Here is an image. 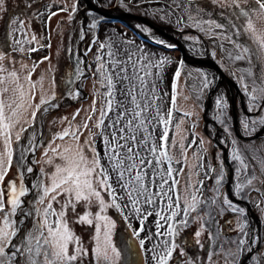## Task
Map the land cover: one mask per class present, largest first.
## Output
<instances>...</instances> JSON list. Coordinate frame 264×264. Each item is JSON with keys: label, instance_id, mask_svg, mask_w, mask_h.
<instances>
[{"label": "snow or ice", "instance_id": "1", "mask_svg": "<svg viewBox=\"0 0 264 264\" xmlns=\"http://www.w3.org/2000/svg\"><path fill=\"white\" fill-rule=\"evenodd\" d=\"M212 2L221 8L231 9V15L235 17V21L229 19L231 27L228 31L231 35L225 36V39L233 43L237 50L235 55L229 53V59L247 60L249 65L252 64L254 56L264 59V26L257 27V21L264 25V0H212ZM187 3L191 7L197 3V0H187ZM4 4L5 0H0V13L5 11ZM76 10L74 4L72 12ZM188 19L192 21L191 27L208 33L209 38L213 40L221 35L216 33L215 29L226 27L222 22L213 19L197 20L191 14L188 15ZM10 23L12 25L19 23L22 28L25 21L13 19ZM203 25H207V28ZM90 27H96L95 20ZM233 29L235 31H232ZM241 36H246L249 43L238 42ZM233 37L237 40H233ZM184 38L185 40L195 39L188 36ZM31 40L35 41L36 37L32 36ZM14 42L17 45L21 43L15 38ZM169 46L174 47V45ZM99 47L104 49L106 45L101 43ZM16 50L13 49V51ZM19 50L24 51L22 47ZM35 50L28 49V51ZM108 57L107 61L102 60L100 56L97 57L98 64L94 76H98L95 83L99 85V88L94 95L88 115L80 124L73 126L72 121H75L82 111L78 109L73 114L72 120L68 121V127L53 133L44 151L46 159L43 163L49 167L42 166L36 181L28 187L22 165L27 164L26 173L32 174L34 168L31 165L39 161L33 160L31 164H28L21 155L20 161L14 165L13 145L21 141V134L27 131L25 126L31 127L34 124L37 112L42 106L47 105L43 108L44 112H47L49 107H58L55 103L58 97L54 90L50 94L44 91L43 77H41V92L44 94L40 95L38 103H34L37 93L35 84L31 81V73L28 72L24 76V80L28 83V88L25 89L20 83V74L15 68L9 69L5 64V60L9 57L4 52H0V73L4 74L0 75V145H2L0 150V264H86V260L87 264H119L122 251L113 242L116 221L106 214L108 209L118 210L125 221L128 220V216L123 211L125 207L135 212L140 219V228H132L131 223H128L133 238V244L129 245V248L134 247L135 241H138L141 249L150 251L144 248L145 239L140 238V234L144 230L145 219L152 213L142 216V204L154 206L159 201L161 207L155 212L158 218L156 234L175 238L179 236L181 228L171 222L183 213L184 219L178 224L187 226L189 215L206 203L196 195V193L202 194L201 188L194 189L191 202L187 198L181 201L180 181L177 176L183 174L185 169L172 167L173 157L168 151L167 126L172 120V108L169 109L166 117L157 108L155 116L149 118L157 97H149L147 77L151 75L152 67H161L167 61L161 59L155 65L145 64L142 62L146 59L144 55L133 61V54H128L127 59L121 60L111 51ZM10 62L14 63V61ZM79 63L78 61L76 68L77 80L83 75ZM182 64L183 61H181ZM129 65H131V72H129ZM26 67L22 65V68L26 69ZM240 71L238 83L248 97V112L253 113L257 110L264 112V76L260 78L261 86L258 87L251 67ZM180 74L178 68L173 81V107L178 95L176 80ZM210 84L211 80L205 78L203 89L208 88ZM54 86L55 81H53V88ZM100 88L105 91L100 92ZM151 91L155 92L154 86ZM72 95L76 98L79 93ZM216 106L218 110L216 119L224 124L223 109L227 105L222 97L217 98ZM96 113L98 115H95ZM185 115H191V113H185ZM67 120L68 118L65 117L61 122ZM153 120L164 126L159 143L155 140L149 142L152 136L149 127ZM241 124L244 134L250 135L257 131L258 126L264 129V115H257L256 118L245 117L241 120ZM224 131L230 134L227 125ZM97 137L102 141L103 154L97 148ZM57 140L66 143L61 146L55 143ZM203 143L201 139V147ZM235 143L236 141L233 140V144ZM49 152L52 155H49ZM232 159L239 161L244 168L247 167L239 150L233 152ZM165 164L167 167H164ZM261 164L264 165V159L261 160ZM13 167L18 170L9 177ZM194 167H201V165L197 164ZM211 170L214 171V169ZM240 171L241 169L237 168V172ZM222 179L223 170L216 181V193L219 199H212L209 207H218L219 215H223L226 211L237 214V228L244 237L249 239L241 238L238 242L224 240L223 243H238L235 252L229 249L225 254V264H239L240 248L248 244L250 248L245 250L250 252L257 246V237L245 231L247 224L246 221H242L245 210L234 204L227 195L221 194L219 186ZM254 179H256L255 176L248 179L247 184L251 185ZM197 183L203 185L204 181L198 180ZM189 187L192 185L190 184ZM244 187L243 183L236 185L238 191ZM33 191L35 199H28ZM102 193H106L107 196L105 197ZM122 200H126L127 203L121 204ZM93 205H96L98 210H88ZM78 207L85 209L83 214L77 210ZM205 215L218 229L220 228L215 217H212L210 213ZM29 218L32 220L30 228L26 223ZM197 219L203 221L204 218L197 217ZM73 223L94 228V243L91 248L85 246L81 237L75 233L72 228ZM228 223L231 224V221ZM203 230L204 225L201 223V231H197L195 236L200 237ZM222 231L223 229L218 231L217 240H220ZM209 235L211 236V233ZM196 242L199 244V239ZM156 247L159 248V245ZM177 249H179L177 253L179 256L186 255L177 239L171 241L166 239L164 249L159 253L153 251L152 259L155 264H169ZM217 254L211 253L209 259ZM261 257L257 264H264V253H261ZM251 259L256 261L255 256ZM186 264L190 262L186 261Z\"/></svg>", "mask_w": 264, "mask_h": 264}, {"label": "rangeland", "instance_id": "2", "mask_svg": "<svg viewBox=\"0 0 264 264\" xmlns=\"http://www.w3.org/2000/svg\"><path fill=\"white\" fill-rule=\"evenodd\" d=\"M93 5H99L102 8H114L120 7L129 11L134 15L144 16L158 24L168 26L177 31H181V39L184 42L189 43L194 47L191 51L198 52L200 56H211L215 59L216 63L222 69V71L232 79L238 88L242 90L238 83V77L241 75L242 69L252 68L255 73L256 85L261 86L260 78L264 76V59L252 57V64L249 65L247 60L245 61H233L229 59V53L233 55L237 54V50L234 48L233 43L225 39L226 35H231L228 29L231 27L229 19L235 21V17H232L231 9L221 8L218 4H214L212 0H197L196 4L191 7L188 6L187 0H89ZM76 5L77 10L73 13L72 7ZM5 11L0 13V52H4L9 59L5 60V64L9 69L15 68L20 74V83L24 85L25 89L28 88L27 81L24 80V76L30 72L31 81L35 84V92L37 93L34 103L39 102L41 92V77H43V89L47 93L55 91L58 99L55 101L58 107H49L47 112L41 110L37 112V116L34 124L31 127L27 125V131L21 134V141L14 143V165L20 161L21 155L24 156L28 164H31L33 160L39 161V163L32 164L34 172L32 174H25L26 183L28 184V177L33 176L31 183L35 182L37 175L40 172V168L43 166L48 168L47 164L43 163L44 151L48 147L47 142L51 139L53 133L60 132L63 128L68 127V121L72 120L73 114L78 109L82 110L80 115L77 116L75 121H72L73 126L80 124L88 115L90 106L94 95L99 88V85L95 83L98 76H94L97 68V57L100 56L105 61L104 49H100L99 45L104 43L106 45L109 36L106 35L103 28H100L101 24L106 23L107 19H104L96 14L87 13V23L83 28V18L81 16V4L78 0H5ZM67 11H62V9ZM55 13V15H53ZM71 13V18L69 15ZM191 14L197 20L204 21L213 19L218 22H222L226 27L225 29H215V32L219 35L218 39L209 38V34L200 31L198 28L191 27L192 21L188 19V15ZM51 17V19H49ZM24 20L25 24L21 28L19 23L12 25L11 20ZM93 20L96 21V27L92 28L90 25ZM114 23L125 28L132 37H138V35L130 29L127 25L117 20H111ZM239 23V22H237ZM259 21H257V27H262ZM134 27L149 36L150 39L168 45L171 40L162 31H155L143 25L134 24ZM207 28V25H203ZM85 29V32H84ZM15 30V31H14ZM110 31V29H109ZM232 31H235L234 29ZM35 36L36 40H31V37ZM83 36V38H82ZM185 36L193 37V39L185 40ZM15 40L21 41L19 45L15 44ZM139 38V37H138ZM142 40L148 41L141 38ZM233 40H237L233 37ZM149 42V41H148ZM169 42V43H168ZM238 42L249 43L246 36H241ZM153 44V43H152ZM156 45V44H155ZM158 46V45H157ZM24 51H20V48ZM254 47V46H253ZM162 48V47H161ZM13 49H17L13 51ZM28 49H36L35 51H28ZM164 49V48H163ZM128 54H133L134 61L141 54L135 49L133 45L130 48L124 49ZM172 52V65H176L174 71H164L161 75L170 78L171 87L168 89L165 86L163 90L162 81L157 73L154 72L157 67L150 69L151 75L147 78L151 81V86L155 88V92L151 91L152 96L157 97L155 100V109H159L160 113L165 115V107L167 112L170 108L173 110V119L168 124L171 126V131L168 138V151L173 157V162L177 164V169L183 167L185 169L183 174L177 176L180 181V197L181 201L185 198L191 202V194L195 188H201V193H196L199 199L206 201L201 205L196 212H192L188 219L187 226L179 225L178 222L184 219L183 213L175 218L177 227L181 228L179 236L172 239H177L180 245L183 247L185 256H179L177 253L179 249L173 254V260L169 264H225V254L230 249L235 252L238 248V243L224 244V240L239 241V239H249L244 237L237 228V214L231 211H226L223 215H219V208L216 206L209 207L211 200L219 199L216 193L217 179L220 178L221 170H223V179L220 184V192L222 195H233L230 187L221 190V188L227 183V172L222 163V152L217 139L226 148L229 164L234 173V194L236 193L241 199L248 202L258 216L259 221L257 226L252 227L251 222L248 221L244 212L242 221H246L247 227L245 231L251 232L257 237V246L250 251V257L247 264H257L262 259L261 253H264V165L261 164V160L264 159V133L262 136L258 135L250 140H242L234 134V126L232 123L231 115V103L230 100L225 97L228 93L227 87L219 86L215 92L208 107V118L216 120L217 124L222 128L223 133L218 132V138L214 137L212 133L213 129L207 123L204 125L203 120V103L207 96L208 88L203 89V82L205 78H209L206 75L207 70H201L196 67L188 66L185 63L181 65V55L179 51L174 49H167ZM150 50H147L145 57L147 63L153 65L158 61L151 55ZM200 52V53H199ZM47 57V59H45ZM10 61H14L10 62ZM82 70L83 75L79 80L76 79L77 63ZM146 63V64H147ZM22 65H26V69L22 68ZM35 66V70H33ZM180 69V77L176 80L178 95L176 99L175 107L172 104L173 94V81L177 69ZM205 71V72H204ZM235 73V75H233ZM0 75H4L0 73ZM53 81L55 86L53 88ZM251 84V81H248ZM203 89V91H201ZM100 92H104L105 89L100 88ZM251 91V87H249ZM79 93L76 98H73L72 94ZM244 108L248 112V97L244 93ZM224 96L223 100L227 107L224 111V124H221L216 119L218 114L216 100L218 97ZM188 97V99H185ZM234 106L236 108L237 116L240 114V110L237 108V96H234ZM99 108L100 105L98 104ZM245 110V109H244ZM185 113H191V115H185ZM249 113V112H248ZM249 114H255L249 113ZM95 115H98L96 113ZM243 115V114H242ZM257 115H264V112H258L251 118H256ZM236 116V117H237ZM67 117L68 120L61 122L63 118ZM246 116H239L238 135L241 138L247 137L245 135L241 120ZM238 120V117H237ZM95 121H93L94 123ZM225 125L230 129V134L224 131ZM179 126V127H178ZM241 128V129H240ZM242 130V131H240ZM83 131V129H82ZM256 135L258 133H255ZM223 136V137H222ZM226 138V139H225ZM201 139L204 143L201 147ZM233 140L236 141L233 144ZM61 146L65 145V141L57 140L55 142ZM159 143V141H158ZM190 145V147H189ZM183 146V148H182ZM23 149V153L20 154V150ZM2 150V145H0ZM239 150L242 153V157L247 165L244 168L239 161L232 159L233 152ZM49 155H52L49 152ZM199 157V159H198ZM178 161V163H177ZM201 165V167H194L195 165ZM26 170L27 164L22 165ZM237 168L241 171L238 173ZM211 169H214L212 171ZM18 169L13 167L9 172V177H12ZM253 176L256 177L252 181L251 185L247 184V180ZM191 177V179H189ZM198 180L204 181L203 185L197 183ZM243 183L245 187L238 191L236 185ZM192 187H189V185ZM29 185V184H28ZM29 187V186H28ZM226 193V194H225ZM105 195V193H102ZM107 194L105 195V197ZM28 199H35V193H31ZM59 207L58 205H54ZM183 206V203H182ZM148 209V208H147ZM146 209V210H147ZM81 214L85 211L83 207L77 209ZM90 211L98 210L96 205H93ZM206 213H210L212 217L219 222L220 228L218 229L215 224L209 220ZM112 219L116 221V228L113 232V242L122 251L121 260L119 264H143V258L141 255V249L138 241H135L134 247L129 248V245L133 244V238L131 237V230L128 228V224L123 221L120 213L115 208H110L106 212ZM197 217H203V221L197 219ZM73 220L75 217L73 216ZM231 221V224L228 223ZM27 227H31L32 220L28 219ZM201 223L204 225V230L201 232L200 237H196L195 233L201 231ZM153 224V223H152ZM151 224V225H152ZM214 229H223L221 232V239L213 241L209 233ZM72 228L75 233L81 237L85 246L91 248L93 245L94 228L88 225H82L73 223ZM142 239H145L146 246L150 253L153 251L159 253L160 248L156 247V241L158 236L153 228H145L141 232ZM199 239L200 243L196 241ZM129 241L131 244H129ZM221 242V244H219ZM218 246V247H217ZM250 245L246 244L245 249H249ZM223 249V251H222ZM244 249V250H245ZM241 250V248H240ZM239 250V257H240ZM249 251L245 250V253ZM211 253H218L212 255ZM252 256L256 257V261L251 259ZM231 259V257H229ZM87 264V260H86Z\"/></svg>", "mask_w": 264, "mask_h": 264}, {"label": "water", "instance_id": "3", "mask_svg": "<svg viewBox=\"0 0 264 264\" xmlns=\"http://www.w3.org/2000/svg\"><path fill=\"white\" fill-rule=\"evenodd\" d=\"M78 3L81 4V16L83 18L84 24H83V28H85V23H87L88 17H87V13H93L96 14L104 19L107 20H117L119 22H122L123 24L127 25L130 29H132L140 38L146 39L148 40L150 43L156 44L162 48L165 49H174L179 51L180 55H181V59L183 61V63H185L188 66H192V67H196L198 69L201 70H207L209 73V80H211V84L209 86L208 92H207V96L204 100L203 103V120H204V125H206L207 123L211 126V128L213 129L212 133L214 134V137L217 139L218 138V132L223 133L222 128L217 124L216 120L213 118H208L207 114H208V107L210 105V102L213 98V96L215 95V92L217 90V88L219 86L222 87H227L228 89V99L230 100V111H231V115H232V123L234 126V134L236 135V137L242 139V140H250L258 135L262 136L263 133H258L256 134H250L247 137H243L241 138L240 135H238V127H239V123L237 120V113H236V108L234 106V96H237V105H238V109L240 110L241 114H243L246 117H253L255 116L259 110H257V112H255V114H249L246 110H244V106H243V102H244V94L242 92V90H240L238 88V86L236 85V83L230 79L223 71L222 69L219 67V65L216 63L215 59H213L211 56H200V55H192V54H188V52H186L185 47L183 46L182 43V33L183 32H179L173 28H170L168 26H164L161 24L156 23L155 21L144 17V16H139V15H134L132 13H130L127 10H124L123 8L120 7H114V8H102L99 5H93L92 3H90L89 0H78ZM134 24H139V25H143L146 26L152 30L155 31H162L164 32V34H166L169 39L171 40V42L168 45L165 44H160L157 41L150 39L149 36L143 34L142 32L138 31L135 27ZM85 32V29H84ZM184 42V41H183ZM169 45H174V47H170ZM224 134V133H223ZM226 139V138H225ZM218 144L220 145V149L222 152V163L223 166L227 172V183L226 185H224L221 190L223 191V189L230 187L232 189V194L233 195H229L226 194L229 199H231L233 201L234 204H236L238 207L243 208L245 210V214L247 216V219L249 222H251L252 227L254 225L257 226V222L259 221L258 216L255 214V212L252 210L250 204L248 202H246L245 200L241 199L236 193L234 194V173L231 169V166L229 164V157L226 151V148L222 145V143L217 139ZM225 187V188H224ZM129 244H131V242L129 241ZM246 246V245H245ZM245 246H243V248H241L240 250V257H239V264H247L249 261V257H250V252L245 253Z\"/></svg>", "mask_w": 264, "mask_h": 264}, {"label": "trees", "instance_id": "4", "mask_svg": "<svg viewBox=\"0 0 264 264\" xmlns=\"http://www.w3.org/2000/svg\"><path fill=\"white\" fill-rule=\"evenodd\" d=\"M103 1H106V0H102V2ZM100 28H103L104 32L106 31V35L105 36H107V35L109 36V39H108V41L106 43V47L104 49L105 50L104 51L105 61H107L109 59L108 53L110 51L113 52V53H116L117 56L119 57V59H121V60L127 59L128 53L124 49L130 48L131 45H133V47L135 49L137 48L138 52L141 55H144V56H145L147 50H150L152 52V53L150 52L151 55H153V57L156 58L158 61H160L161 59H164V60L167 61L161 67H157L154 72L157 73L158 80H159V78L161 79L162 85H163L162 88H163L164 91H165V86L168 89L171 87L170 78L167 77V76L161 75L164 71H166V73H167L168 70H172V72H173L175 67H176L175 64L172 65V66L170 65V64H172L171 61H173L171 50H167L165 48L163 49L160 46H157V45L152 44V43H150L148 41L142 40L140 37L139 38L138 37H132V35L125 28H123L122 26L114 23V21H107L106 23L101 24ZM109 29H110V31H109ZM133 61H134V59H133ZM142 62L146 64L147 60L145 59ZM129 72H131V65H129ZM150 76H152V75H150ZM150 76H148V77H150ZM152 78L153 77H151L149 80H147V86H148L147 87V91H148V95H149L150 98H151V95H152V93H151L152 86H151V81L150 80ZM118 98L119 99H124L123 97H118ZM155 111H156V109L153 108V110H152V112L150 114V117H149L150 119H151L152 116H155ZM165 111H166V113H165V117H166L167 107H165ZM172 119H173V117H172ZM171 129H172L171 126L170 127L167 126L168 138H169V134H170ZM149 130L152 132V136L149 138V142L151 143L152 140H155L156 143H158L159 137L163 134L164 126L158 124L155 120H153V123L149 127ZM96 143H97L98 150L101 152V154H103V144H102V141H101V139L99 137H97ZM21 153H23V149L20 150V154ZM14 159H15V157H14ZM24 166H25V164H24ZM164 167H167V164H165ZM172 167L177 169L178 166H177L176 163L173 162L172 163ZM24 171H25V174H27L26 170H24ZM28 178H29V180H28V184L29 185L27 183H26V185L31 187V185L33 184V183H31V179L33 178V176L28 177ZM25 181H26V179H25ZM105 195H106V193H105ZM120 203L121 204H126L127 201L126 200H122V201H120ZM160 207H161V205H160L159 201L154 206H148V205H144V204L141 205V208H142L141 215L142 216L143 215H147V213H149V212L152 213V215H148L147 219H145V221H144V229L145 228L150 229V226H151V228H153L155 233L157 232L156 222H157L158 218L155 215V212L157 210H159ZM123 211H124L125 215L128 216V220L125 221L123 219V221L126 224L131 223L132 228H137V229L140 228V219L137 217L136 213L133 212L128 207H125L123 209ZM118 213H120V212L118 211ZM165 215H167V213H165ZM161 223H163V221H161ZM165 227H167V226L165 225ZM214 228L215 227H213V229ZM161 231H164V229H161ZM217 233H218V229H214L213 232H212V235L210 236L213 241H218L216 239ZM221 235L222 234L220 232V239H221ZM140 238H142L141 234H140ZM166 239L170 241V237L158 236V240L156 241V245H159V248L161 249V251L164 249V241ZM219 244H221V242H219ZM144 248L148 249L147 246H146V241H145ZM141 255H142V258H143V264H155V262L152 259L153 253H150V251H144L143 249H141Z\"/></svg>", "mask_w": 264, "mask_h": 264}, {"label": "bare ground", "instance_id": "5", "mask_svg": "<svg viewBox=\"0 0 264 264\" xmlns=\"http://www.w3.org/2000/svg\"><path fill=\"white\" fill-rule=\"evenodd\" d=\"M182 43H183V46L185 47V49H186V52H188V54H197L198 52H193V51H191L194 47H192L189 43H187V42H183L182 41ZM200 53V52H199ZM205 72V71H204ZM206 75L207 76H209V73H207L206 72ZM220 97H222V98H224V96H220ZM225 97H227L228 98V93H226L225 94ZM245 110H246V107L244 108ZM239 116L241 115V116H243L241 113L240 114H238ZM239 116H237L238 117V121H239ZM239 127H240V125H239ZM238 127V128H239ZM241 129V128H240ZM240 131H242V130H240ZM244 131H242L241 133H243ZM255 133H264V129H262V128H260L259 126L257 127V131L256 132H254V133H251V134H255ZM223 137V136H222Z\"/></svg>", "mask_w": 264, "mask_h": 264}]
</instances>
